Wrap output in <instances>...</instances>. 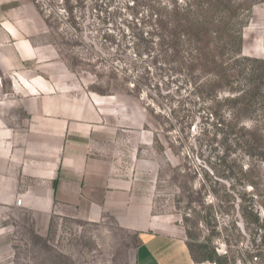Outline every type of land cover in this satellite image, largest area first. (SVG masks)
<instances>
[{"label": "rangeland", "instance_id": "1", "mask_svg": "<svg viewBox=\"0 0 264 264\" xmlns=\"http://www.w3.org/2000/svg\"><path fill=\"white\" fill-rule=\"evenodd\" d=\"M0 52V130H23L1 140L0 264H136L132 221L196 263L264 264V0H0ZM248 70L256 111L229 117ZM51 99L69 113L29 149ZM40 163L76 181L16 175Z\"/></svg>", "mask_w": 264, "mask_h": 264}, {"label": "crops", "instance_id": "2", "mask_svg": "<svg viewBox=\"0 0 264 264\" xmlns=\"http://www.w3.org/2000/svg\"><path fill=\"white\" fill-rule=\"evenodd\" d=\"M6 27L7 26L5 25V28ZM1 58V62L5 64L4 69L9 70L8 63L10 62V59L5 60L3 55ZM21 80L25 81L24 79ZM16 81L17 80H15V90L18 88V86H21L20 84L16 83ZM25 84V89H27L29 94L35 92L42 95L48 90L46 81L41 77H35L31 83L25 81ZM32 107L33 105L29 104L25 110L31 112ZM66 112L69 113V111L66 108H63V106L60 105L55 99H51L49 102H42L40 109V120L37 117L33 118V128L29 131V135H27L28 138L26 141L33 142V144L31 142V145L28 142L29 149L34 148V150L37 149L38 151H42V149L49 148L53 141V138L50 134L57 132L58 123H56V121L59 119H64ZM22 132L23 130L20 129H7L6 131L0 130V158L4 159V157H7L6 155H8V149L10 148V146L8 147L6 143L3 145L1 140H4V138L10 136L11 133L12 137L13 135L19 137L22 135ZM31 133L32 135L30 136ZM17 156L18 158H21L20 153H17ZM40 165L41 166H35L34 168L25 166L23 168L24 172L21 170V172H18L16 175L19 177V175L23 173L28 175L27 177L34 178L36 182L42 184V186H40L41 189H47L48 183L53 187L55 180L61 189L64 187V185L67 186L66 180H70L71 183L76 181L75 179L73 180L68 176H61V178H58L57 171H59V168L56 170L51 169L50 171H44L43 169L45 165L42 163H40ZM66 166L70 168L71 162H67ZM72 166L75 167L74 165ZM74 171L75 170H72V174H76V171ZM2 175H4V173H2ZM9 180L10 179H2V177H0L1 190L9 187V185L12 183ZM132 222L129 228L131 230H135L138 233L137 247L135 250L136 264H214L208 262L196 263L192 261L183 240H181L178 236H175L172 230H167L158 222Z\"/></svg>", "mask_w": 264, "mask_h": 264}, {"label": "trees", "instance_id": "3", "mask_svg": "<svg viewBox=\"0 0 264 264\" xmlns=\"http://www.w3.org/2000/svg\"><path fill=\"white\" fill-rule=\"evenodd\" d=\"M181 23H183V21L179 22L176 21L175 16L171 18V23H170V28H172V30H177L179 27H183L181 25ZM200 24V23H199ZM197 34V33H196ZM173 37V36H172ZM174 38V37H173ZM244 60H248V59H242ZM224 71L222 76H224L225 80H226V73H227V66H224ZM256 71L253 70H248V74H247V78H245V81L248 82L247 84V88L243 89V88H235V90H229L227 93L223 94V96H220L217 98V102H223L229 105V117H235L237 115H249L254 113L255 110V100H256V90H254L253 88L255 86L254 83H257V80L255 78H253V75ZM252 75V76H251ZM230 78L227 77V80H229ZM248 79V81H247ZM252 87H251V85ZM259 94L261 95L262 98H264V92L261 90V92H259ZM206 261H211V259L206 258Z\"/></svg>", "mask_w": 264, "mask_h": 264}, {"label": "built area", "instance_id": "4", "mask_svg": "<svg viewBox=\"0 0 264 264\" xmlns=\"http://www.w3.org/2000/svg\"><path fill=\"white\" fill-rule=\"evenodd\" d=\"M253 260H256V258H254ZM247 264H254L253 261H249Z\"/></svg>", "mask_w": 264, "mask_h": 264}]
</instances>
